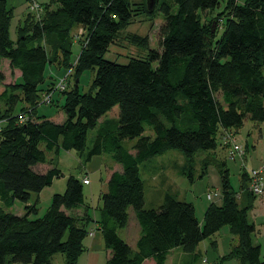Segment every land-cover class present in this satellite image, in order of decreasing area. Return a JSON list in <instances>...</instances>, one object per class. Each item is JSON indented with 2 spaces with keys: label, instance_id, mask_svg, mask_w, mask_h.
<instances>
[{
  "label": "trees",
  "instance_id": "1",
  "mask_svg": "<svg viewBox=\"0 0 264 264\" xmlns=\"http://www.w3.org/2000/svg\"><path fill=\"white\" fill-rule=\"evenodd\" d=\"M45 1L30 0L14 41L15 7L0 0V59L22 73L21 83L5 84L0 71V264H54L57 255L63 264H78L94 223L111 251L105 264H167L176 249L183 254L181 264H197L198 246L225 226L237 241L232 258L264 264L261 245L253 243L257 227L249 219L258 198L249 192V171L241 173L238 192L222 164V202L208 206L202 225L192 203L170 194L159 208L146 209L140 177L141 164L170 150L181 151L192 168L197 153L217 150L218 139L228 148L225 138L237 137L246 122L264 124V0H156L152 11L147 0ZM140 15L151 21L163 16L159 50L150 48L149 36L129 33L123 38L146 55L126 64L107 60L111 46L120 45L123 32ZM80 28L81 52L72 62ZM52 67L64 68L74 80L61 91L62 123L38 116L44 96L56 93L53 76L44 88ZM89 70L96 72L95 79L81 93L80 77ZM115 107L119 118L100 124ZM146 126L154 136L144 135ZM96 128L86 152L88 133ZM136 139L131 149L125 147V141ZM62 150L76 151L85 162L108 154L118 167L102 194L98 221L85 204L83 180L73 176L42 217L38 202L30 203L32 194L62 176L55 166ZM45 164L52 168L36 170ZM16 201L25 204L24 215L7 211ZM82 208L84 215L73 213ZM130 209L140 229L134 248L120 235L129 226Z\"/></svg>",
  "mask_w": 264,
  "mask_h": 264
},
{
  "label": "rangeland",
  "instance_id": "2",
  "mask_svg": "<svg viewBox=\"0 0 264 264\" xmlns=\"http://www.w3.org/2000/svg\"><path fill=\"white\" fill-rule=\"evenodd\" d=\"M25 0H8L10 6H18ZM40 3L46 2L45 0H37ZM133 2H140L141 0H132ZM30 0H26V4L30 6ZM36 5V4H35ZM36 10L40 8L36 5ZM33 9V8H32ZM35 10V9H33ZM35 10V11H36ZM37 12V11H36ZM163 24V16L158 15L155 19L148 20L143 15L136 18L134 24L130 25L128 29L123 32L121 39H119V46H111L105 58L110 61H116L120 64H126L131 57H144L145 51H141L128 43L123 37L129 33H135L141 36H149L150 48L159 50V31ZM84 31L78 29L75 31V40L73 42V57L72 62H76L81 52V44L79 39H82ZM220 32L219 36L221 35ZM4 61V62H3ZM3 62V64H2ZM0 71L6 72L9 79L15 82V73L9 66L7 60L0 59ZM96 72L89 70L86 71L81 77L79 82V89L81 93L89 91ZM48 77L47 84H49L50 76H53V81L57 82V89H61L60 85L64 87L73 83V77L70 72L64 68L59 70L56 68L48 69L46 72ZM70 76V81L67 78ZM68 81V82H67ZM60 82V84H59ZM52 96L53 104L42 103L38 107V116L44 117L53 122H62L65 119L62 106L65 98L60 90H56ZM1 106V104H0ZM117 114V117H116ZM120 109L115 107L111 112L103 117V120L119 118ZM145 136H154L153 131L148 126L145 127ZM98 135V128L89 131L87 138L88 152L94 144ZM264 124H254L250 121L246 122L244 127L238 132L236 137L238 144L246 147L245 157L234 153L232 146L224 148L223 140L218 139L219 146L215 152H199L195 156L194 164L187 163L183 153L179 150H170L166 154L157 156L148 162L140 165V177L145 185L146 209H157L163 204L167 194L173 195L180 201L192 203L195 206L196 216L200 224H203L204 214L211 200L208 199V194H214L215 187L221 186V178L219 168L225 163L227 169L230 171V180L232 186L236 191H240L241 187V173L244 169L247 171L264 169ZM137 143L136 140H127L124 142L126 148L131 149ZM133 153V151H132ZM234 153V154H233ZM85 158V156H83ZM210 157L209 167L202 161ZM81 158L74 150L60 152L59 157L55 160V166L58 168L62 176L56 178L53 184L45 188L40 194H32L30 203L38 202L39 217H42L52 204V198L56 194H64L67 188V181L70 177H76L80 181L86 176L89 178L90 183L83 185L85 204L89 207V214L93 219L99 218L100 209L103 207L102 194L107 191L108 174L114 170L115 163L111 156L104 154L102 156H95L89 162ZM206 163V162H205ZM49 166V165H48ZM47 166L39 165L36 167L38 172H43ZM112 167V168H110ZM110 168V169H109ZM206 168L208 173L203 176V170ZM192 175V181L190 176ZM155 176V177H154ZM202 176V177H201ZM159 180V181H158ZM250 184V183H249ZM249 192L250 189H249ZM258 197V196H257ZM263 198V197H262ZM261 197L255 201L256 207L261 202ZM8 212L21 216L25 214V204L21 201H16ZM132 210L130 209V212ZM85 210L73 211L74 214H85ZM256 216L251 214L249 216L250 222H254L257 227V233L253 236V243L261 245V260H264V211H256ZM137 223L136 218L131 223V228L122 230L121 237L128 242L127 233L130 231L129 238H134L136 234V227L132 224ZM138 225V224H137ZM91 233H99L95 224L89 227ZM101 235V234H99ZM97 235L94 241L92 236H88L85 245L86 251L83 253L78 264H105L107 258V251L103 244L102 235ZM133 236V237H132ZM99 237V238H98ZM98 239L102 241L100 247ZM129 243V242H128ZM237 243L234 235L230 233L229 227L225 226L216 235L202 242L198 248L197 253L200 255V262L197 264H239V261L230 256L233 246ZM130 244V243H129ZM183 262V254L181 250H174L169 257L167 264H181ZM54 264H63V256L57 255L54 258ZM146 264H153V262H146Z\"/></svg>",
  "mask_w": 264,
  "mask_h": 264
},
{
  "label": "crops",
  "instance_id": "3",
  "mask_svg": "<svg viewBox=\"0 0 264 264\" xmlns=\"http://www.w3.org/2000/svg\"><path fill=\"white\" fill-rule=\"evenodd\" d=\"M15 7V13H14V18H13V21H12V26H11V38H12V40H14V41H16L17 40V36H16V29H17V26L23 21V19L25 18V16L29 13V11H28V8H27V4H26V0L22 3V4H20V5H18V6H14ZM80 29H82V28H80ZM4 62V61H3ZM3 62H2V64H3ZM10 66V65H9ZM52 68H55V67H52ZM49 69H51V68H49ZM14 73L16 74L15 75V82H18V83H21L22 82V73L19 71V70H14ZM5 75H6V82H5V84H14L15 82H13L11 79H9V77L7 76V74H6V72H5ZM4 90V88H1L0 89V93L2 92ZM116 117H117V114H116ZM66 118V117H65ZM65 121V119H63L62 120V122H64ZM104 120H103V118L100 120V124L103 122ZM62 122H58V123H62ZM56 123V122H55ZM245 150H247L246 149V147H245ZM247 153V152H246ZM52 158V156H50L49 157V159H51ZM207 161L206 160V158L202 161V163H205V162ZM208 161H212L211 159H210V157H208ZM45 166H47L46 168H45V170L43 171V172H41V173H46L50 168H52V166H48V164H45ZM112 167H114V170H112V172L111 173H109L108 174V180H107V183H108V181H109V179H110V176H111V174L114 172V171H116V170H118V167L116 166V165H113ZM112 167H110V168H112ZM209 167V166H208ZM109 168V169H110ZM207 173H208V171H207ZM155 177V176H154ZM159 181V180H158ZM221 183V182H220ZM213 187H215L214 189H215V192H214V194H213V197H212V199H209V200H211L212 202L211 203H216V204H221V202H222V199H221V197H222V195H221V186H219V187H216V186H213ZM258 199V198H257ZM145 200H146V197H145ZM261 200V202H259V206L258 207H256L255 205H257V204H255L254 203V209L251 211V213H250V215L251 214H253V216L255 215L256 216V214H255V212L256 211H264V198H261L260 199ZM162 205V204H161ZM195 207V206H194ZM80 210H85V209H80ZM80 210H78V212L80 211ZM79 215H81L80 213H79ZM99 218H100V216H99ZM99 218H96V219H94L95 221H98L99 220ZM134 218H135V216H134V213H133V211H131L130 212V223H129V226H128V228L127 229H129V228H131V223H132V221L134 222ZM254 223V222H253ZM95 224V227H96V229L99 231V233H90V236H92L93 237V240L95 241L96 239H97V235H99V234H101V231H100V226L97 224V223H94ZM138 223H133L132 225L134 226V227H136V234H135V237L134 238H129V235H130V231L128 230V233H127V239H128V242L130 243V246H132L133 248L135 247V245H136V242H137V240H138V238H139V234H140V229H139V226L137 225ZM255 224V223H254ZM102 235V234H101ZM101 235H99V236H101ZM133 237V236H132ZM99 238V237H98ZM103 238V237H102ZM87 239V238H86ZM86 241V240H85ZM85 241H84V245H85ZM98 241H99V244H100V247H102V241H101V239H98ZM104 244V243H103ZM85 247H86V245H85ZM106 251H107V253H106V255H107V258H106V262H107V260L110 258V256H111V251L110 250H107L106 249ZM172 253H173V251H172ZM172 255V254H171ZM170 255V256H171ZM169 256V257H170ZM82 257V256H81ZM81 257H80V259H81ZM169 260V259H168ZM80 261V260H79ZM105 262V263H106ZM147 262H149V261H147ZM151 262V261H150ZM153 262V261H152ZM153 264H155L154 262H153Z\"/></svg>",
  "mask_w": 264,
  "mask_h": 264
},
{
  "label": "built area",
  "instance_id": "4",
  "mask_svg": "<svg viewBox=\"0 0 264 264\" xmlns=\"http://www.w3.org/2000/svg\"><path fill=\"white\" fill-rule=\"evenodd\" d=\"M33 9H36V5L32 6ZM60 84V83H59ZM61 89H57L56 90H60L63 91L65 89V87L63 85H60ZM52 95L48 94L45 95L43 98V103H50L52 101ZM0 132H1V124H0ZM225 143L227 144H231L232 148L234 149V153L240 155V156H245V148L241 145L238 144V141L236 139V137L233 134H229L226 138H225ZM233 153V154H234ZM250 172V184H249V189L250 191L258 196V197H263L264 198V169H260V170H251ZM83 183L84 184H89L90 181L89 179L85 178L83 179ZM209 199H212V195H208ZM208 264V263H205Z\"/></svg>",
  "mask_w": 264,
  "mask_h": 264
},
{
  "label": "water",
  "instance_id": "5",
  "mask_svg": "<svg viewBox=\"0 0 264 264\" xmlns=\"http://www.w3.org/2000/svg\"><path fill=\"white\" fill-rule=\"evenodd\" d=\"M155 4H156V0H147V5L149 10L152 11L154 9Z\"/></svg>",
  "mask_w": 264,
  "mask_h": 264
}]
</instances>
